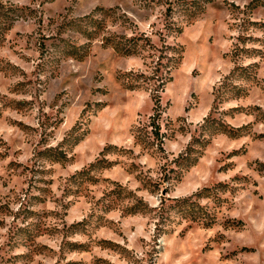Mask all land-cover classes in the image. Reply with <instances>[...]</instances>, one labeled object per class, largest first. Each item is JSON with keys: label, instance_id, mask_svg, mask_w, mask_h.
Returning a JSON list of instances; mask_svg holds the SVG:
<instances>
[{"label": "rangeland", "instance_id": "rangeland-1", "mask_svg": "<svg viewBox=\"0 0 264 264\" xmlns=\"http://www.w3.org/2000/svg\"><path fill=\"white\" fill-rule=\"evenodd\" d=\"M3 1L31 15L0 45V264H264V0H204L188 23L181 0ZM97 7L113 12L90 41L79 19ZM117 33H146L153 48L169 33L184 47L172 79L156 91L161 52L122 55L102 41ZM87 42L84 57L65 54ZM253 62L255 82L236 80L246 94L217 100ZM210 115L239 131L207 134L181 168ZM59 147L67 159L48 158ZM197 192L211 226L168 210ZM136 200L147 208L127 213Z\"/></svg>", "mask_w": 264, "mask_h": 264}, {"label": "trees", "instance_id": "trees-1", "mask_svg": "<svg viewBox=\"0 0 264 264\" xmlns=\"http://www.w3.org/2000/svg\"><path fill=\"white\" fill-rule=\"evenodd\" d=\"M203 1L204 0H181L183 7H185L187 23L192 21L196 17V15H198L201 9H199V7H197L196 5ZM254 2L257 1H252L247 7L252 9L256 8L257 5ZM175 8L176 7H173V3H169L167 14H169V12L172 13L173 9ZM25 9H27V7L18 6L13 3L0 0V45H2L5 41L6 32L12 28L16 20L20 19L23 16L31 15V13H27V15H25ZM118 9L119 8L117 7V20L121 17H126V19L129 20V17H127L125 13H118ZM110 12H113V9L106 10L102 7L95 8L93 12L79 19V21H81L79 31L87 36V38L91 41L92 39L97 37L103 30L105 17L106 15H110ZM103 15L105 17H102ZM95 16H97V18ZM165 28L169 30V33L174 32L176 34H180L183 31V26L179 23V21H175L174 19L171 21L169 20L168 23L166 22ZM168 35L166 36V40L161 48H153L152 39H150L149 41V36L146 33H134L130 36L117 33V35L104 36L102 41L105 45L114 47V49L122 55H140L150 49L152 51H160L161 54L159 55L157 61H155L152 74L150 75V79L153 80V84L155 83L154 87L157 91L159 90V88L157 89L156 87L163 88V86L172 79L173 69L177 68L183 59L184 47L177 42L170 43L168 41ZM239 39L244 44L245 36L242 35V37L240 36ZM89 45V42H87L78 47H76V45H69V47L65 46V54L75 55L76 57L82 58L87 55L85 49L89 47ZM241 51L247 52V54L245 55L251 54L250 49L246 47H238L235 53L237 57H241V55H244L240 54ZM256 70V62L250 63L245 66L236 65L231 70V72L227 76H225L224 80L221 81V83L217 87V100L221 102L226 98L245 95L246 88L241 84H237L236 80H242L246 82L251 81V83L255 82ZM141 74L145 76L144 73ZM132 86L134 85L132 84ZM159 101L160 98L157 97L155 100V110L157 109V111L161 106ZM219 131L235 135L237 134V131H239V129H235L233 127L231 129H228L226 124L220 122L219 119H217L213 115L207 117L201 125V132L193 137L191 144L179 157L178 162L181 165V168L189 167L195 164L200 157V144H205L208 141L207 134L217 133ZM48 158L55 161L65 160L67 159V151L61 147L51 148L48 150ZM98 164V162L94 163L91 165V167L95 168L98 166ZM180 171L182 170L180 169ZM205 190H207V188ZM202 193L203 192L195 193L193 195L194 199L192 200L190 198L173 200V202L167 206L168 210H176L178 213H183L185 214V217H188L191 220H205L203 223L206 226H211L214 223L215 218L213 214H211L210 211H204L201 214L206 213V215L204 217H200V214L198 213V211H196V206H199V204L197 203V199L202 196ZM128 194L131 193H127V195ZM146 208L147 205H145L142 200H136L133 205H131L130 207H126L125 211L129 214H134L136 212L143 211Z\"/></svg>", "mask_w": 264, "mask_h": 264}]
</instances>
